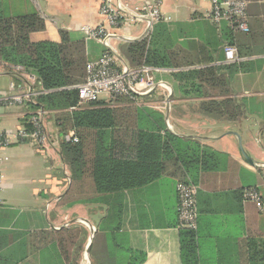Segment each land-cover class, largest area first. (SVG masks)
<instances>
[{
    "label": "crops",
    "instance_id": "crops-1",
    "mask_svg": "<svg viewBox=\"0 0 264 264\" xmlns=\"http://www.w3.org/2000/svg\"><path fill=\"white\" fill-rule=\"evenodd\" d=\"M103 1L132 13L157 0H0V15L42 16L45 31L31 39L58 41V31H65L72 42H84L86 62L103 48L83 38L85 26L104 25L114 54L128 67L127 44L148 38L150 58L164 70L153 78L164 86L146 104L162 115L170 133L196 140L200 150V164L191 172L199 187L197 264H264V0H242L248 33L212 23L207 0H158L160 18L149 32L147 20L130 14L111 28L99 14ZM226 47L234 49L235 61L225 59ZM204 70H211L208 82L197 78ZM115 99L98 102L112 106ZM31 112L0 108V132L13 136ZM52 118L45 116L48 147L23 140L0 150V264H68L57 232L73 225L85 232L78 264L92 233L104 243L112 239L127 256L143 255L141 264H183L178 179L163 175L114 195L63 203L72 180ZM251 189L260 208L243 201L242 193ZM70 255L73 264V247Z\"/></svg>",
    "mask_w": 264,
    "mask_h": 264
},
{
    "label": "trees",
    "instance_id": "trees-1",
    "mask_svg": "<svg viewBox=\"0 0 264 264\" xmlns=\"http://www.w3.org/2000/svg\"><path fill=\"white\" fill-rule=\"evenodd\" d=\"M44 31L45 19L40 15L15 18L0 15V60L23 67L36 77V89L46 91L36 96L35 104H29L28 109L42 110L45 116L51 114L61 137L71 134L78 140L72 143L62 139L59 144L58 152L72 180L62 202L114 195L146 185L163 175H172L177 182L194 183L191 172L200 164L198 143L177 137L166 129L162 115L146 104L153 93L139 98L138 102H145L142 105L118 97L112 106L94 102L79 106L71 113L68 111L78 103L73 87L85 80V44L72 42L62 30L58 31V41L31 39L32 35ZM147 41L148 38L127 44L123 57L130 68L163 66L151 60ZM210 72L204 70L196 75L199 80L208 82L211 75L206 73ZM27 118L23 122L25 128H29L25 124ZM83 232L77 225L57 232L60 251L68 264L71 263V247L74 248L73 264H78L81 258ZM180 232L183 264H197L194 233L186 229ZM125 251L118 249L112 239L102 242L95 233L89 261L90 264H141L144 261L143 255L127 251V256Z\"/></svg>",
    "mask_w": 264,
    "mask_h": 264
},
{
    "label": "built area",
    "instance_id": "built-area-1",
    "mask_svg": "<svg viewBox=\"0 0 264 264\" xmlns=\"http://www.w3.org/2000/svg\"><path fill=\"white\" fill-rule=\"evenodd\" d=\"M207 1L210 4V20L212 23L215 25L226 23L232 32H249L246 13L247 3L245 1ZM159 3L160 1L157 0L155 5H145L140 11L125 13L120 7L114 8L108 2L103 1L99 7V14L105 18L107 25L111 28H117L123 19L126 18V14H130L129 16L135 20L143 18L147 20L149 32L153 23L160 18ZM81 33L86 41L99 42L103 51L98 58L86 62L85 80L83 83L73 87L77 91L78 103L77 106L68 109L70 113L79 106L100 100L110 102L118 97H126L138 104L140 97L150 95L156 87L164 86L162 82L154 81L153 78V76L164 72L162 68L146 65L130 68L116 57L110 45L112 36L104 25L85 26L81 29ZM223 52L227 61L233 62L236 60L234 49L226 47ZM1 71H6V74L12 75L16 82L14 80L10 81L7 91H0V108H27L29 104H35L36 96L46 93L44 90L36 89V77L26 72L21 66L7 65L0 60V77ZM26 120L25 124L29 128L20 125L13 136L0 132V150L23 140L31 141L41 149L50 145L52 140L46 127L43 111H32ZM61 139L72 143L78 141L71 134L62 136ZM175 190L178 228L186 229L196 234L198 227L197 194L199 187L191 181L177 182ZM243 199L244 201L255 203L258 208L261 207L260 196L252 189L243 192ZM85 258L86 256H84Z\"/></svg>",
    "mask_w": 264,
    "mask_h": 264
},
{
    "label": "rangeland",
    "instance_id": "rangeland-1",
    "mask_svg": "<svg viewBox=\"0 0 264 264\" xmlns=\"http://www.w3.org/2000/svg\"><path fill=\"white\" fill-rule=\"evenodd\" d=\"M12 79L9 75H4L0 77V91H7L8 83ZM149 102V101H148ZM151 102V101H150ZM149 105V104H147ZM89 259V258H88ZM90 262V261H89ZM80 264H88V260L85 258Z\"/></svg>",
    "mask_w": 264,
    "mask_h": 264
},
{
    "label": "water",
    "instance_id": "water-1",
    "mask_svg": "<svg viewBox=\"0 0 264 264\" xmlns=\"http://www.w3.org/2000/svg\"><path fill=\"white\" fill-rule=\"evenodd\" d=\"M92 239H93V233L91 234L90 241H89L88 245L86 246V250H85V256L88 260V264H90L89 259H88V255H89V248H90V245L92 243Z\"/></svg>",
    "mask_w": 264,
    "mask_h": 264
}]
</instances>
